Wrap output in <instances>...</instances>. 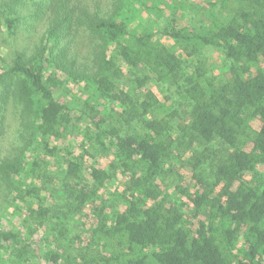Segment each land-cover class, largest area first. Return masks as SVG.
Returning <instances> with one entry per match:
<instances>
[{"label":"trees","instance_id":"trees-1","mask_svg":"<svg viewBox=\"0 0 264 264\" xmlns=\"http://www.w3.org/2000/svg\"><path fill=\"white\" fill-rule=\"evenodd\" d=\"M189 11L195 24L179 26L178 19H186ZM2 15L12 32L18 19L6 10ZM46 21L40 46L30 55L16 53L12 64L0 70V139L13 104L36 153L29 161L22 151L0 155V183L11 191L17 208L23 206L22 228L0 225V250L9 255V264L30 261L34 235L55 214L38 186L42 183L55 196L47 175L40 173L50 159L61 166L58 194L70 202L65 218H53L62 223L58 233L71 244L84 242L82 237L88 243L73 254L49 249L42 256L47 264H264V0H202V5L112 0L107 11L92 10L80 0H57ZM76 29L95 42L91 63L70 50L68 40ZM209 47L222 50L231 61L223 74L207 66L204 50ZM186 61L193 63L190 70ZM140 68L154 74L156 82H182L184 128L223 148L210 175L196 167L194 191L181 192L192 204L191 218L157 184L173 154L170 117L177 111L169 118L145 120L143 133L121 135L110 123L104 128L101 99L120 110L130 106L136 114L141 108L142 116L158 105L147 92L139 107L129 86L122 87L134 83L129 76ZM136 82L141 87L146 79ZM69 83L87 96L89 114L83 111L75 118L69 103L57 97V92H68ZM82 120L81 131L77 123ZM76 131L82 136L79 154L58 145ZM96 145L110 152L112 160L109 169L92 166L88 177L86 158ZM118 174L124 178L120 196L125 207L108 213L95 205ZM86 206L92 207L97 225L87 237L69 238L65 220Z\"/></svg>","mask_w":264,"mask_h":264},{"label":"rangeland","instance_id":"rangeland-1","mask_svg":"<svg viewBox=\"0 0 264 264\" xmlns=\"http://www.w3.org/2000/svg\"><path fill=\"white\" fill-rule=\"evenodd\" d=\"M57 0H26L23 3L16 4L14 0H0V70L10 66L18 52H23L27 55L32 54L37 47L40 46L41 37L45 31L47 24V17L50 7ZM84 5L90 9L99 7L101 10H109L111 8L112 0H80ZM196 5H202V0H192ZM233 1L229 2L227 8ZM3 6V7H2ZM6 10L7 14L15 19L12 32L9 31L8 25L2 15ZM194 13L189 11L186 19H178L179 26L194 25ZM70 43V50L73 54L77 55L79 60L83 63H91L93 58L95 42L90 39L89 33L83 30L76 29L73 35L68 40ZM206 64L214 69L215 74H223L225 68L231 64L222 50L214 48H206L204 50ZM196 63V61H194ZM186 68L190 70L193 63L186 61ZM264 66V63H263ZM125 73L127 72L126 69ZM126 75L129 76L128 73ZM134 83L123 88L129 90L133 102L140 107L145 99L147 92H152L157 99L155 107L151 108L150 113L142 116V109L140 113L136 114L125 107V110L117 108L116 104L112 103L109 99L100 100L102 110L106 118V125L110 123L111 126H116L120 130L121 135L130 133H143L147 129L145 127V120L153 119L155 117L169 118V115L177 111V114L171 118L175 125L174 130L171 131L173 142V154L167 159L164 167V174L157 180V184L161 186L164 192H167L172 202L180 206L189 218L192 217V204L189 199L181 193L182 190L193 192L195 189V180L193 174L197 169L204 175L209 176L211 169L215 163L216 156L222 151V147L216 142L206 143L197 137L190 129L184 128L188 123L187 121V107L181 95L182 82L178 85L156 82L155 76L148 70L140 68L136 74L129 76ZM146 79V83L139 87L137 86L136 79ZM126 82V81H125ZM57 97L62 101H67L72 107V115L75 118L82 117V112L86 111L87 114L90 110L85 107L84 100L87 96L81 92L73 83H69L68 92H57ZM107 109V110H106ZM105 111H108L107 113ZM136 114V116L132 115ZM82 120L77 123L79 129L85 126ZM254 128L259 129V125L254 123ZM26 125L18 115L17 108L10 104L7 108L6 119L4 125V134L0 139V155L2 157L17 154L22 151L21 156L24 160L29 161L36 157L35 142L28 141L29 135L26 132ZM75 135L69 136L66 140H62L58 145L62 148L69 147V149L79 154L82 152L81 143L82 136L79 132H74ZM92 136V135H91ZM95 143V142H94ZM97 144V143H95ZM92 155L86 158L85 175L89 177V171L92 166L98 168L109 169V164L112 160L110 152L105 153L100 145H96L95 149L90 150ZM50 166H46L45 170L40 171L41 175L46 174L48 185L55 190L54 197L45 189V185L38 183L42 189L41 194L46 197L48 204L53 205L55 214L51 216L50 221L44 228L40 229L32 239V245L29 250L30 261L24 264H47L42 256L49 251V249H59L64 254H73L82 249L87 242V238L82 237V241L76 240V244L68 242V238H63L58 233V225L62 223L53 218H65L64 213L67 212L66 197L58 191L61 190L60 186V171L61 166H57V161L50 159ZM124 178L118 174L115 178L107 183L106 192L100 196L95 206H105L108 213L113 211L123 210L125 207L121 199L120 193L124 190ZM59 184V186H57ZM13 200L11 191L1 185L0 183V225L6 228H22L21 219L23 213V206L17 208ZM91 206H86L84 210L79 213L74 219L67 218L65 225L70 231L67 234L69 238L79 237L80 234H86L88 230L97 225L96 218L92 214ZM64 212V213H63ZM27 213V212H26ZM26 229V228H24ZM26 231V230H25ZM100 244L93 245L97 250H100ZM8 254H4L0 250V264H9Z\"/></svg>","mask_w":264,"mask_h":264}]
</instances>
